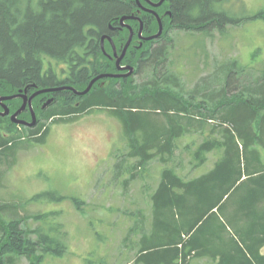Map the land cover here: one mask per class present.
Wrapping results in <instances>:
<instances>
[{"label": "trees", "instance_id": "16d2710c", "mask_svg": "<svg viewBox=\"0 0 264 264\" xmlns=\"http://www.w3.org/2000/svg\"><path fill=\"white\" fill-rule=\"evenodd\" d=\"M230 1L170 0L169 25L213 36L214 30L225 34L229 25L250 18L264 20V8L240 16L227 7ZM134 9L132 0H0V94L29 84H72L82 90L96 71H117L114 61L103 60L101 37L110 33V23ZM157 25L147 22L146 33H155ZM128 36L127 29L117 33L115 44L122 47ZM163 38L147 42L152 48L142 56L140 49L128 50L123 62L135 66L134 76L111 78L84 96L65 91L45 110L35 104L40 116L33 127L0 115V171L16 162L22 147L46 143L53 124L104 110L124 128L129 151L118 157L116 173L117 179L131 173L124 186L138 175L147 177L153 161L161 163L150 214L132 213L126 237L136 250V264H194L203 258L214 264H264V67L237 59L226 78L209 84L205 76L187 89L170 62L167 66L171 45ZM61 66L64 78L57 75ZM221 70L219 64L211 76ZM143 72L147 79L137 83L135 76ZM20 102L12 101V111ZM22 117L31 119V113ZM127 157L134 162L126 165ZM21 207L0 202V264L63 255L68 240L59 213L23 215ZM31 219L48 224V231L41 224L31 227Z\"/></svg>", "mask_w": 264, "mask_h": 264}, {"label": "rangeland", "instance_id": "374dc122", "mask_svg": "<svg viewBox=\"0 0 264 264\" xmlns=\"http://www.w3.org/2000/svg\"><path fill=\"white\" fill-rule=\"evenodd\" d=\"M227 7L236 15L253 16L264 8V0H231ZM240 23L229 25L225 34L214 30L213 36L179 30L168 23L162 33L163 41L171 45L167 66L170 62L171 71L181 76L187 89L196 87L205 76L210 77L209 84L214 83L213 78H226L225 72L237 59L247 67L263 68L264 20L250 18ZM219 64L221 77L211 76ZM145 79L146 72L135 76L137 83ZM189 141L186 137L183 143ZM22 148L12 166L1 167L0 202L22 205L23 215L58 212L68 248L63 255L40 254V260L23 257L18 264H136V250L126 237L133 224L132 213L142 210L150 214L161 163L153 161L150 174L138 175L127 187L123 181L131 173L117 179L118 157L129 151L119 120L104 110L93 111L78 120L53 124L46 143ZM189 156L184 154L186 163ZM127 158L126 165L135 160ZM214 160L211 156L209 164ZM59 196L66 198L60 200ZM40 224L48 231L49 225L43 221H29L34 228ZM193 263L214 264L207 258Z\"/></svg>", "mask_w": 264, "mask_h": 264}, {"label": "flooded vegetation", "instance_id": "af4514ba", "mask_svg": "<svg viewBox=\"0 0 264 264\" xmlns=\"http://www.w3.org/2000/svg\"><path fill=\"white\" fill-rule=\"evenodd\" d=\"M133 1V3H134V6L136 7V9H134L133 10V13L132 14H130V15H135L136 17H139V19H130V20H127L126 21V24H128L129 26H131V28H132V30L134 31V35H133V40H132V43H131V45H130V47H129V49L131 48V47H133V48H135V49H140L141 50V56L143 55V53L145 52V51H147V50H150L152 47L150 46V47H148V45L147 46H145V44L147 43V42H151V41H153V40H155V39H153V40H143V39H141V37H140V29H141V26L143 25V36L144 37H148V36H151V35H154V34H156L157 32H155V33H150V34H147L146 33V31H145V28H146V25H147V22H153V21H156L157 22V24H158V31H159V28H160V24H159V17H160V20L162 21V24H163V30L166 28V25L169 23H171L172 22V19H173V10H172V8L170 7L171 5H170V0H164V2L160 5V6H154L152 3H158L159 1H161V0H139L140 2H141V4H142V6H140V4H139V2H138V0H132ZM147 9H150V10H154L157 14H158V16L154 13V12H151V11H149V10H147ZM126 15V14H125ZM122 16H120V17H118L117 18V20L115 21V23H110L109 24V29H110V33H106V34H104V35H109L112 39H113V41H114V37H115V35L117 34V33H119V32H122V31H124V30H128L129 31V36H128V39H129V37H130V33H131V30H130V28L129 27H127V26H124L123 25V27L121 28V22H120V18H121ZM133 22H135V23H138V29L136 30L135 28V25L133 24ZM164 32V31H163ZM103 35V36H104ZM162 36V35H161ZM128 39L124 42V45L122 46V47H118L116 44H115V41H114V44H115V46H116V48H117V52H118V54L120 55L121 53H122V51H123V49H124V46H125V44L127 43V41H128ZM107 43H109L110 45H111V50L110 49H107V47L105 48V51H104V49H103V47H102V37H101V47H102V50H103V54H104V62H108V60H110V61H114L115 62V65H116V69H117V71H115V72H110V71H102V72H95L94 73V76H93V78H95L96 76H98V75H101V74H108V73H118V74H126L127 72H128V70H120V69H118L117 68V64H116V58H114V56H115V50H114V45L112 44V42L107 38L106 40H105V46H106V44ZM141 45V46H140ZM128 49V50H129ZM108 50H110V52L108 51ZM127 53H128V51H127ZM127 55V54H126ZM126 57V56H125ZM125 59V58H124ZM124 59H123V61H124ZM122 61V65H124V66H126V65H131V64H128V63H124ZM133 66V65H132ZM135 67V66H134ZM61 68H62V70H58V72H57V75L58 76H61L62 78H64L65 77V72H66V68L65 67H63V66H61ZM48 69H47V75H48ZM137 71V69L135 68V72ZM135 72L133 73V74H135ZM45 74V73H44ZM131 76H134V75H130V76H121L120 78H118V79H124V78H128V77H131ZM92 78V79H93ZM91 79V80H92ZM109 79H111V77H103V78H101V79H99L96 83H95V85H94V87L92 88V89H94L95 88V86H97V88H101V87H103V86H106L110 81H109ZM29 85H31V84H29ZM29 85H25V86H23L22 88H20V89H18V92H16V93H14V94H18V93H20V92H23V93H26V87L27 86H29ZM37 85V84H36ZM63 86H71L72 84H62ZM62 85H55V86H48V87H57V86H62ZM89 85V84H88ZM48 87H44V88H48ZM39 89H42V88H40L39 87V85H37V87H33V86H31V87H29L28 88V90H27V95H28V97H30L33 93H35L37 90H39ZM82 90H84V89H82ZM65 91H72V90H62V91H59V92H47V93H44V94H40V95H38V96H36L34 99H33V101H32V104H33V108H34V106H35V104H37L38 105V107H40L42 110H45V109H47L50 105H52V104H54L55 102H57L58 101V99H59V95L60 94H62V93H64ZM74 93V92H73ZM90 93V92H89ZM12 95V94H11ZM45 95V96H44ZM87 95V94H86ZM0 96H7V95H1L0 94ZM39 96H41V98H40V100L39 101H41V105L40 104H38L37 102H36V100L38 99V97ZM51 98H53L54 100L48 105V106H44L45 104H46V102L48 101V100H50ZM14 100H19V101H21V103L18 105V107L14 110V111H12V108L13 107H15L16 106V103L15 104H12V101H14ZM28 100V99H27ZM9 108H10V110H11V114H13L14 112H16L22 105H23V103H24V98H22V97H20V98H17V99H13V100H8V101H5L4 102ZM28 104H29V100H28ZM4 110V107H3V104H1L0 103V111H3ZM35 110V109H34ZM26 112H30L31 113V119H30V121L32 120V112H31V109H30V106L29 105H27V108H26V110L19 116L21 119H25V118H23L22 116H23V114L24 113H26ZM36 112V111H35ZM10 117V116H9ZM37 117L39 118V116L37 115ZM25 120H27V119H25ZM29 121V120H28ZM27 126V125H26ZM27 127H29V126H27Z\"/></svg>", "mask_w": 264, "mask_h": 264}, {"label": "water", "instance_id": "95a60500", "mask_svg": "<svg viewBox=\"0 0 264 264\" xmlns=\"http://www.w3.org/2000/svg\"><path fill=\"white\" fill-rule=\"evenodd\" d=\"M140 6H142L141 2L138 0ZM164 2V0H161L159 1L158 3H152L154 6H160L162 3ZM143 7V6H142ZM151 12H154L157 16L158 14L154 11V10H150V9H147ZM159 17V16H158ZM130 19H139V17H136L134 14L133 15H123L121 18H120V22H121V28L124 26H127L130 28L131 30V33H130V37L127 41V43L125 44L124 46V49L122 51V53L119 55L118 52H117V48L114 44V41L113 39L109 36V35H104L102 37V47L105 51V40L108 38L112 44L114 45V50H115V56L114 58H116V64H117V68L120 69V70H128V72L126 74H118V73H108V74H101V75H98L96 76L95 78H93L89 85L84 89V90H78L77 88L75 87H72V86H57V87H48V88H42V89H39L37 90L35 93H33L30 97H28L27 95V90L29 87L33 86V87H37L36 84H31L29 86L26 87V93H23V92H20L18 94H12V95H7V96H0V103L3 104V107H4V110L3 111H0V115L1 116H10L11 118V121L16 123V124H20V125H27L29 127H33L35 125H37L38 123V117H37V114L33 108V104H32V101L33 99L40 95V94H44V93H47V92H59V91H62V90H72L75 94L77 95H80V96H84L86 94H88L92 88L94 87L95 83L103 78V77H111V78H120L121 76H130L132 75L134 72H135V67L132 66V65H122V61L123 59L125 58L126 54H127V51L132 43V40H133V35H134V31L132 30L131 26H129L128 24H126V21L127 20H130ZM159 24H160V28H159V31L154 34V35H151V36H148V37H144L143 36V25L141 26V29H140V37L141 39L143 40H153V39H156V38H159L162 33H163V24H162V21L160 20V17H159ZM141 46V45H140ZM24 98V103L23 105L16 111L14 112L13 114H11V110L10 108L4 103L5 101H8V100H13V99H17V98ZM29 100V104H28V100ZM54 99L51 98L50 100H48L46 102V104L44 105L45 107L48 106ZM27 105L30 106V109H31V112H32V120L31 121H28V120H25V119H21L19 116L26 110L27 108Z\"/></svg>", "mask_w": 264, "mask_h": 264}, {"label": "crops", "instance_id": "0c3cea01", "mask_svg": "<svg viewBox=\"0 0 264 264\" xmlns=\"http://www.w3.org/2000/svg\"><path fill=\"white\" fill-rule=\"evenodd\" d=\"M262 253L264 254V248L262 249Z\"/></svg>", "mask_w": 264, "mask_h": 264}, {"label": "bare ground", "instance_id": "6f19581e", "mask_svg": "<svg viewBox=\"0 0 264 264\" xmlns=\"http://www.w3.org/2000/svg\"><path fill=\"white\" fill-rule=\"evenodd\" d=\"M73 87V86H72Z\"/></svg>", "mask_w": 264, "mask_h": 264}]
</instances>
